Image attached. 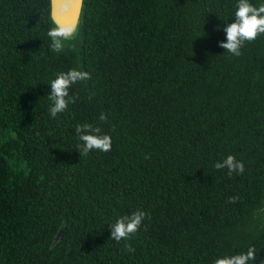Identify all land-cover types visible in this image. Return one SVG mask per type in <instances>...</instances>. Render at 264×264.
Returning a JSON list of instances; mask_svg holds the SVG:
<instances>
[{"label": "trees", "instance_id": "trees-1", "mask_svg": "<svg viewBox=\"0 0 264 264\" xmlns=\"http://www.w3.org/2000/svg\"><path fill=\"white\" fill-rule=\"evenodd\" d=\"M237 4L84 0L79 44L56 53L51 0H0V264H214L252 246L250 264L264 259V224L251 223L264 204V35L240 56L219 46ZM72 68L91 78L51 118L50 83ZM84 123L110 151L80 155ZM228 155L243 174L214 167ZM137 210L139 231L114 241L110 225Z\"/></svg>", "mask_w": 264, "mask_h": 264}, {"label": "clouds", "instance_id": "clouds-1", "mask_svg": "<svg viewBox=\"0 0 264 264\" xmlns=\"http://www.w3.org/2000/svg\"><path fill=\"white\" fill-rule=\"evenodd\" d=\"M226 39L219 42V46L234 56L241 55V49L245 42H251L258 36L264 35V3L254 6L250 0H238L236 11L234 13V22L227 24L223 29ZM77 29L75 26L57 25L49 29L47 35L51 40L50 47L60 53L65 48V42L75 37ZM91 78L88 71L78 70L76 68L60 72L50 83L51 91L48 98L51 101L49 115L51 118L57 117L63 113L69 106L74 104L78 96L70 94L72 87ZM100 120H107V116L101 113ZM75 133L81 143L78 146L80 155H87L93 150L108 152L112 147L110 135L102 133L99 126H93L90 123L79 124L75 127ZM216 169H227L229 175L232 173L243 174L245 165L242 161L236 159L234 155H228L222 161L215 163ZM236 197H230L229 202H235ZM146 213L144 211H134L130 215L119 217L115 223L111 224L110 237L116 241L129 240L141 228ZM129 252L134 251L129 244L126 246ZM257 261V252L254 246L249 247L246 252L236 255H225L215 259L214 264H250ZM264 264V259L259 261Z\"/></svg>", "mask_w": 264, "mask_h": 264}, {"label": "water", "instance_id": "water-1", "mask_svg": "<svg viewBox=\"0 0 264 264\" xmlns=\"http://www.w3.org/2000/svg\"><path fill=\"white\" fill-rule=\"evenodd\" d=\"M83 1L84 0H51V16L56 26H75L78 33L80 28ZM263 209L264 204L262 205V208L259 210V212H261ZM255 221L258 220L255 219ZM254 222L251 223L254 224ZM263 224L264 222L258 226ZM254 227H256V225ZM63 231L64 226H62L57 233L54 244L61 238Z\"/></svg>", "mask_w": 264, "mask_h": 264}, {"label": "rangeland", "instance_id": "rangeland-1", "mask_svg": "<svg viewBox=\"0 0 264 264\" xmlns=\"http://www.w3.org/2000/svg\"><path fill=\"white\" fill-rule=\"evenodd\" d=\"M78 34L79 33H76L75 37L69 40V42L66 41L65 46L69 45L71 48L75 49V46L79 44V41H80V36ZM254 218L258 220L254 222L253 224L254 226L262 224L264 222V209L261 212L257 211ZM239 237H243V235L239 233Z\"/></svg>", "mask_w": 264, "mask_h": 264}]
</instances>
